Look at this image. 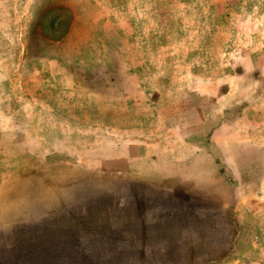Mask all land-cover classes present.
I'll return each instance as SVG.
<instances>
[{"label":"rangeland","instance_id":"374dc122","mask_svg":"<svg viewBox=\"0 0 264 264\" xmlns=\"http://www.w3.org/2000/svg\"><path fill=\"white\" fill-rule=\"evenodd\" d=\"M0 264H264V0H0Z\"/></svg>","mask_w":264,"mask_h":264},{"label":"crops","instance_id":"0c3cea01","mask_svg":"<svg viewBox=\"0 0 264 264\" xmlns=\"http://www.w3.org/2000/svg\"><path fill=\"white\" fill-rule=\"evenodd\" d=\"M110 79L109 78H107V81H109ZM143 178V177H142Z\"/></svg>","mask_w":264,"mask_h":264}]
</instances>
